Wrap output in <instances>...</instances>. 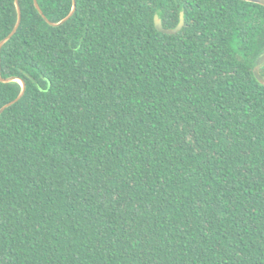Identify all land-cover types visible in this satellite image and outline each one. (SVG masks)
Masks as SVG:
<instances>
[{
    "label": "trees",
    "instance_id": "obj_1",
    "mask_svg": "<svg viewBox=\"0 0 264 264\" xmlns=\"http://www.w3.org/2000/svg\"><path fill=\"white\" fill-rule=\"evenodd\" d=\"M76 2L1 48L0 264H264V5Z\"/></svg>",
    "mask_w": 264,
    "mask_h": 264
},
{
    "label": "water",
    "instance_id": "obj_2",
    "mask_svg": "<svg viewBox=\"0 0 264 264\" xmlns=\"http://www.w3.org/2000/svg\"><path fill=\"white\" fill-rule=\"evenodd\" d=\"M247 1H251V2H256V3H260L262 5H264V0H247ZM35 2V5L37 7V9L40 11V13L44 16V18L52 25H59V24H62L63 22H65L66 20H68L75 12V9H76V0H73V7H72V10L70 11V13L65 17L63 18L62 20L58 21V22H52L50 20H48V18L46 17V15L43 13L42 9L40 8V5L38 3V0H34ZM16 6H17V11H18V18H17V22L13 28V30L0 42V69H1V48L2 46L4 45V43L6 41H8L14 34L15 32L17 31L20 23H21V18H22V10H21V7H20V4H19V0H16ZM154 22H155V26L156 28L161 31V32H164V33H167V34H174V33H177L178 31H180L182 29V27L184 26L185 24V12L184 11H181L180 12V21L179 23L173 27V28H168V27H165L164 24H163V21L162 19L160 18V16L158 14H155V17H154ZM254 74L256 76V78L261 82V83H264V78L261 76L260 72H259V67H255L254 68ZM0 79L2 81H5V82H9V81H16V80H19L22 84V91L20 93V95L13 101H10L8 102L7 104H5L1 109H0V113L6 108L8 107L9 105H11L12 103L16 102L24 93L25 91V82L22 80V79H18V78H14V77H11V78H2L0 77Z\"/></svg>",
    "mask_w": 264,
    "mask_h": 264
}]
</instances>
